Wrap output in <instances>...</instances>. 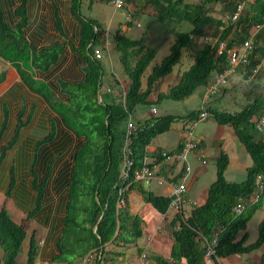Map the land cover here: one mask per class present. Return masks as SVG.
<instances>
[{
    "label": "trees",
    "instance_id": "1",
    "mask_svg": "<svg viewBox=\"0 0 264 264\" xmlns=\"http://www.w3.org/2000/svg\"><path fill=\"white\" fill-rule=\"evenodd\" d=\"M94 1L73 0L72 3V14L80 23V37L78 48L74 49L72 44L70 47L82 56L84 67L81 82L77 84L59 82L61 93L68 97L66 102L56 99L45 83L33 78L35 70L45 72L57 62L62 46L54 45L37 50L28 43L22 32V28L27 24L26 0H19L20 6L16 10V15L20 21L13 29L4 23L0 9V58L9 62L24 84L42 96L51 110L60 117L63 125L77 138L82 139L72 154L68 177L65 169L60 171L58 177L57 189L65 190L66 197L59 203V207L64 206L65 215L57 242L58 257L55 260H58L65 250L69 251L68 244H65L66 240H73L75 243L87 241V248L81 253H76V259H84L94 254V264H107L106 255L109 253L105 248L108 244L128 246L142 235L138 214L131 215L128 211L127 194L130 191L138 192L142 200L161 215L168 209L169 197L155 196L145 190L140 182L133 180L134 172L144 166V158L149 156L146 151L147 145L157 135L167 131L173 122H184V129L189 131L201 109L190 111L181 117L152 116L142 122L137 121L136 132L131 136L129 144L128 159L131 165L127 170L126 179H122V148L127 116L133 114L139 106L157 104L164 99L182 101L197 89L207 88L213 82L215 74H222L228 69L226 50L238 47L252 37L253 51L245 67L246 76L250 75L264 55V28L254 33L255 27L264 22V0L246 3L234 21L231 20V16L237 5L228 3L223 8L224 11L230 10L226 24L221 18L207 12L206 6L214 2L213 0H201L192 6L186 4L185 0H150L157 21H187L192 29L174 34L168 55L151 67L144 88L141 86V78L155 57V50L143 45L141 40H132L121 35L119 31L112 35L113 51L117 54L121 70L128 81L122 103H115L112 100L98 102L97 99L103 69L98 59L94 58V50L96 45L101 44L103 32L95 20L80 14L83 2H87L90 8ZM57 26L59 29V23ZM203 37H209L214 42L196 48V40ZM220 43L225 44V50L218 53ZM186 50L192 51V64L182 72L178 82L170 87L167 93L157 96L155 103L147 101L156 84L171 74ZM1 79L2 77L0 81ZM245 96L247 104L238 112L217 111L213 108L206 110L217 124L233 129L239 142L245 147L251 165L247 168L243 180L227 182L224 178L227 156L221 153L217 157L215 180L208 186L206 201L194 207L187 217L181 213L172 217L168 223L172 239L169 258L152 256L156 264H205L204 241L209 242L213 238L216 239L215 255L220 260L232 255L249 254L264 244V218L258 224V234L254 242L246 244V233L237 239L260 208L264 197L263 188L259 198L251 201L256 193L255 178L264 173V146L257 140L252 124L253 118L264 110V86H253ZM52 135L45 137L44 142H50ZM63 140L60 142V148L64 145ZM13 143L14 139L1 148L0 168L6 151ZM181 150L182 146L179 145L176 152L179 153ZM169 154L172 153L166 152V155ZM47 155V149H44L45 166ZM162 157V153H158V158ZM30 172L33 176L31 189L36 192L37 197L33 201L32 211L27 216L34 218L41 210L47 188L46 180L51 170L47 168L40 183H37L32 169ZM13 180L10 173L9 189L5 191V196L14 197L18 203H26L28 194L25 184L22 183L18 187ZM12 188L15 191L13 194L10 191ZM120 190L123 205L116 207ZM239 199L244 200L245 207L240 214L235 215L232 210ZM26 237L22 225L15 223L5 207H1L0 264H16ZM27 241L25 264H35L40 247L34 231L30 233ZM258 264H264V253Z\"/></svg>",
    "mask_w": 264,
    "mask_h": 264
},
{
    "label": "crops",
    "instance_id": "2",
    "mask_svg": "<svg viewBox=\"0 0 264 264\" xmlns=\"http://www.w3.org/2000/svg\"><path fill=\"white\" fill-rule=\"evenodd\" d=\"M98 2L99 1L95 0L90 8L87 6V2H83L80 7V14L83 17L95 20L102 28L103 33L101 44L96 45L95 48L101 50L102 55L98 61L102 65V69H104L102 63L103 58H106L110 69V76L106 77L107 80L106 78L105 80L103 79L102 72L101 87L104 83L105 90L101 92L100 87L97 99L98 102H110L112 100L115 103H122L128 81L121 70L117 54L114 51L112 53L108 51L109 46H111V48L113 47L112 35L116 31H119L121 35L132 40H141L143 45L155 50L154 61L158 51L161 49L164 51V56L160 57V60L167 55L166 53L169 52L170 46L174 41L175 31L172 32V30H165L163 28H160L159 31L156 28L157 26L155 24L158 23V21L156 18V12L150 4V0H133L132 4L129 3L130 0H128L124 4V9L127 13L126 16L116 15L117 9H114L112 6L113 11L107 18L105 15L100 16L99 13L96 14V16L92 14L94 11L93 7ZM72 3L73 0H26L25 10L27 24L22 28L25 39L37 50L50 48L54 45L62 46L60 56L54 65L45 72H40L38 70L33 72V78L45 83L52 91L55 98L62 102H66L68 97L61 93L59 82L77 84L83 79V58L70 47V44H72L74 49L78 48L80 37V23L72 14ZM109 4H111V2H109ZM85 5L87 12L90 13L88 16L81 13ZM19 6V0H0L3 21L11 29H13L20 21V18L16 15V10ZM138 18H142L143 22L146 23V27L145 29L143 28V31L135 34L131 31L133 30V26L136 28H142V24L138 22ZM58 23L60 30L57 26ZM184 55L185 52H183L179 64H182ZM152 62L141 78L142 88L145 87L146 76L150 73L151 67L157 64L152 65ZM191 64L192 60L189 66ZM183 71L185 70L173 75L172 70L170 75L164 77L156 84L147 101L155 103L159 94L167 93L170 87L177 83V79ZM244 74L245 67L241 66L235 68L229 73L226 78L231 80L230 84L232 83V86L230 85V88L233 86L234 88L225 92L226 97L220 98L219 95H212L206 98V88H199L190 96H194L195 93L199 96L196 98L197 100L199 99L198 106L190 111L204 109L209 117L204 121L198 122L203 124L197 129V131L191 130V141L194 144V147L186 155L189 173L186 178L185 202L181 206V213L184 217H187L194 207L200 206L206 201L208 186L215 180V161L221 153H224L227 156V168L224 172V178L227 182H239L234 181L238 178L243 180L247 168L251 165V159L245 150V147L239 142L233 129L230 126L217 124L209 111L206 110L207 108H213L217 111L234 113L242 108L241 105L244 102L245 104L243 105H246L247 98L245 92L244 95L234 92V89H236L235 84H237L238 81L247 83L246 78L243 77ZM112 75L114 76L113 80L116 81L115 87L110 86L108 82L110 79L112 80ZM0 77H2L0 81V132H2L0 151L2 147L7 146L12 139H14V143L10 149L6 151L4 157V159H6L9 152H17L16 157H14V161L9 168V175L16 162L15 166H19L25 172L28 179L27 183L30 185L31 190L30 192L27 191L28 196L26 198V203H18L14 197H6L5 192L0 190V203L4 204L7 211L8 209H11L15 212L16 219H21L24 214L28 215L29 212L32 211L34 207L33 201H35L37 197L36 192L31 189L33 176L31 175L30 169H32V172L36 176L37 183H40L45 176L47 168H50L51 174L46 180V185H53L55 180L59 177V169L62 167V164L66 162L68 167L71 166L72 159H70L68 153L69 151H73L74 153L76 150V141L80 144L82 139L77 138L74 133L68 130L63 125L60 117L51 110L45 99L29 89V87L21 80L16 69L9 62L1 58ZM120 91L121 94L117 97V94H119ZM100 95L103 96L102 100ZM161 102L164 103L161 110L162 112H159L160 108H158V104L160 105ZM5 105L9 108V111L4 110ZM173 107L174 106L169 100L164 99L157 104L139 106L134 110V113L130 115L134 123H136L137 121L142 122L152 116L172 115L181 117L190 112L179 114L174 112ZM151 108H155V114H152ZM8 123H10V126ZM197 124L194 127L197 128ZM186 131L187 130L184 129V122H173L167 131L153 138L146 147L149 156L146 157L145 164L150 166L154 176L147 182H141V185L145 190L151 192L155 196L169 197L181 182L184 175V163L179 160L177 155L182 150L179 153L176 151L179 145L182 146L183 149ZM51 134H53L51 141L45 143L44 138ZM61 134L64 135L62 137V139H64L63 144L67 142L68 138L71 139V142L63 145L62 148L59 147L60 143H58ZM44 149H47L48 152L45 159L46 166L43 165ZM160 152H171L173 158H158V153ZM58 161H60L58 168L57 170H54V166ZM2 165L3 164H1V166ZM53 191L57 195L55 194V196H53L52 201H57L60 193L55 190ZM46 194L47 193H45L41 203V210L34 216V220H36L37 216L45 209V202L47 199ZM127 203L129 213L131 215L138 214L140 218V229L142 232L141 237L132 245L140 254L144 252L146 258L144 261H141L140 258L137 259L132 257L131 260L124 261L122 253H119V257L115 263L156 264L151 258L152 256L168 259L172 239L170 233L159 230V228L160 225L164 223L165 218L172 219L175 214L173 210H167L163 215L159 214L150 204L145 203L142 200L141 195L136 191H130L127 194ZM263 205L264 197L260 208L254 213L253 217L259 213L261 214L256 221H253L252 223L251 221L253 217L251 218L246 225L245 231L241 232L237 239H239L241 234L246 233V244L255 241L258 234V224L264 218V214H262L264 208ZM144 215H146L145 219L143 218ZM170 220L166 222L169 223ZM13 221L19 224L17 221ZM44 229L46 236V234L50 232V228L46 227ZM35 237L40 247L35 264H40L41 262L49 264L51 259H48L47 262L43 261L41 258L44 237L41 238L39 235ZM25 240H28V235ZM117 247L122 248L124 246L119 244ZM130 249H132V247ZM263 253L264 244L259 249H256L249 254L232 255L226 259L220 260V264H258ZM125 256L127 258L129 257L126 254ZM119 260H123V262H119Z\"/></svg>",
    "mask_w": 264,
    "mask_h": 264
},
{
    "label": "rangeland",
    "instance_id": "3",
    "mask_svg": "<svg viewBox=\"0 0 264 264\" xmlns=\"http://www.w3.org/2000/svg\"><path fill=\"white\" fill-rule=\"evenodd\" d=\"M128 0H124V4L127 2ZM201 0H185V3L188 5H196L200 2ZM214 2L209 3L206 6L207 12L216 17V18H221L224 23L226 24L229 17H230V10L228 11H224L223 8L224 6H226L228 3H232V4H242V10L243 11L245 4L248 3V1L246 0H213ZM129 3H133V0H130ZM226 3V4H225ZM125 5L122 6V8L117 9L116 10V15H124L126 16V11L124 9ZM94 11H93V15L96 16V14L99 13L100 16L105 15L106 18L111 14V12L113 11L112 9V5L109 4V2H98L97 4L94 5L93 7ZM82 14L88 16L90 13L87 12L86 10V5L83 7V10L81 12ZM170 21V22H169ZM138 22L140 24H142V28H136L135 26L132 27L133 30L132 33L134 32L139 33L141 31H143V28L145 29V24L142 20V18H138ZM157 27V29L160 31V28H163L165 30H172L176 32H188L192 29V26L189 22L187 21H177V20H166L164 23H161L158 21V23L155 24ZM174 33V34H175ZM255 33V32H254ZM134 36V35H132ZM214 41L211 38H198L196 40V48L197 47H202L204 44H212ZM108 51H110L111 53L113 52L111 46H109ZM98 52L100 54V56L102 55L101 50L98 49ZM164 51L163 49L158 51V54L156 56V59L152 62V65L154 64H158L160 63V57L164 56ZM169 53V52H168ZM168 53H166L168 55ZM191 54L192 51L191 50H186L185 51V55L183 56L182 59V64H178L174 67L173 69V75H176L178 72L180 73L182 70H186L188 69L189 64L191 63ZM102 63H103V79L105 80L106 77L110 76V69L107 63L106 58L102 59ZM120 75V74H119ZM252 75V76H251ZM147 77V76H146ZM216 75L213 76V81L215 79ZM243 77L246 78L247 83H243L242 81H238L237 84H235V88L234 92H238L242 95H244V92L246 93L250 88H252L253 86H264V61L260 62V68L258 69L257 74H253L251 73L250 75L246 76V74L243 75ZM112 80L110 79L109 85L112 87H115V80L114 76L112 75ZM107 80V78H106ZM179 78L177 79L178 82ZM230 79L226 78V82L224 85H222L221 87L218 88V91L216 92L215 95H219L220 98L222 97H226L225 96V92L230 91L234 88L231 87L232 83L230 84ZM112 82V83H111ZM229 85V88H228ZM101 92L105 90L104 87V83L102 84L101 87ZM121 94V91L119 92V94H117V97ZM101 96V100L103 99V96ZM199 96H197V94L195 93L194 96L189 97L188 99L182 100V101H172L169 100L170 103H172V105L174 106V112H177L179 114L181 113H185V112H189L191 109L196 108L199 104V99L197 100L196 98H198ZM119 99V98H118ZM163 103L161 102V104H158V108H160L159 112H162V108H163ZM245 104V102L243 103ZM241 105V107H244L245 105ZM4 110L5 111H9V108L5 105L4 106ZM239 110V109H237ZM12 121V120H11ZM10 126V123H8ZM203 123H198L197 128L193 127L191 125V129L190 130H194L197 131V129L202 125ZM17 152L14 153H8L6 156V159L3 160L2 162V166L0 168V190L1 191H6L9 188V168L11 166V164L13 163V159L14 157H16ZM61 161V160H60ZM60 161L56 162L55 166H54V170H57L58 168V164L60 163ZM16 162L14 163V168H12V177H13V181L16 182V185L19 187L22 183L25 184L24 187L27 189L28 192H30V185L27 183V176L25 174V172L23 171L22 168H20L19 166H15ZM241 178H238L237 180L234 181H240ZM14 186V185H13ZM46 189V202H45V209L48 207V209H50V215L48 217V219L44 220L42 217V213L40 215L37 216V219L34 220L33 218L28 217L26 214H24V216H22L21 219H16V215L15 212H13L11 209H8V213L11 216V218L15 221H17L19 224H21L25 231L27 232V235L29 236L30 233L32 231L35 232V236L39 235L41 238L44 237V242H43V246L41 249V258L43 261H47L48 259H51L49 262H53L51 264H94V254L92 255H88L86 256L84 259H76V253L78 254L83 252L85 250V248H87L88 243L86 241V243H75L70 240H66L65 244H68L71 246V248L67 245V247L69 248V251L67 252L66 250L64 251V253L61 255V257L58 260H55L57 258V253H58V247H57V242L60 238L61 235V230L63 228V219H64V215H65V210H64V206L59 207L58 205L60 203V201L62 199H64L66 197L65 190L62 191H56V192H60L59 194V198L57 201H52L53 196H55V192L52 191L54 190L53 185L52 184H48ZM11 194H13L14 190L13 188L10 190ZM53 193V194H52ZM48 205V206H47ZM50 205V206H49ZM264 206V205H263ZM4 207V204L0 203V208ZM263 213L264 214V208H263ZM54 213V214H53ZM53 214V215H52ZM261 213H259L258 215L254 216L252 218V221H256V219L258 218V216ZM152 215V214H151ZM158 215V214H157ZM143 218H146V215L143 216ZM159 219V217H158ZM171 218H165L164 223H162L160 225L159 230L162 231H166L167 233H169V226L168 223L166 221H169ZM50 228V232H48L45 236V229L44 228ZM39 232V234H38ZM80 234V233H78ZM56 240V241H55ZM27 243L28 241L25 240L23 245H22V249L20 251V253L17 256V261L16 264H25L26 262V250H27ZM119 246V245H118ZM132 247V249H130ZM72 249V250H71ZM106 251L109 253L108 255H106V260H107V264H116L115 261H117V258L119 257V253L123 255V260L124 261H129L131 260L132 257L135 258H139V252L137 249L134 248V246L128 245V246H124L122 248L117 247V245H113V244H108L106 246ZM126 255H128L129 257L127 258ZM0 255H1V251H0ZM56 256V257H55ZM53 258V259H52ZM123 260H119V262H123ZM48 262V261H47ZM49 263V264H50ZM40 264H45V263H40ZM125 264V263H124Z\"/></svg>",
    "mask_w": 264,
    "mask_h": 264
},
{
    "label": "built area",
    "instance_id": "4",
    "mask_svg": "<svg viewBox=\"0 0 264 264\" xmlns=\"http://www.w3.org/2000/svg\"><path fill=\"white\" fill-rule=\"evenodd\" d=\"M248 2H252L254 0H246ZM111 5L114 9H120L124 5V0H112ZM242 10V4H238L236 6V10L231 16V20L234 21L237 19L239 13ZM264 28V22L260 25H257L255 27V33ZM223 50H225V44L220 43L217 48V52L221 53ZM253 51V45H252V37L248 40L244 41L241 45L238 47H234L232 49L226 50L227 55V62H228V69L224 71L222 74H219L215 77L214 81L206 88L205 90V96L206 98L212 95H215L218 91V88L225 84L226 77L231 73L235 68L237 67H246L249 63V55ZM101 56L98 52V49L94 50V58L99 59ZM264 61V55L261 58V62ZM260 68V64L256 66V68L252 71L253 74H256L258 72V69ZM252 76V75H251ZM152 114H155V108H151ZM209 117L208 113L201 109V112L198 114V117L193 122L192 126L194 127L198 122L204 121ZM253 129L257 134V140L264 146V110L260 115H257L252 120ZM136 132V126L135 123L129 114L127 116L126 122H125V133H124V140H123V148H122V166H121V178L126 179L127 177V170L129 166L131 165V162L128 159L129 154V144L131 142V136ZM192 132L191 130L186 131L185 133V141L183 143V149L182 151L177 155L179 160L184 163V175L181 179L180 184L173 190L172 194L169 196L170 203L168 206V211L173 210L175 214L181 213V206L185 202V193H186V178L189 173V166L186 162V155L187 153L194 147V144L191 141ZM162 156L164 158H173L172 154L166 155V153H162ZM146 157L144 158V166L135 171L133 175V180L135 182H147L150 179L153 178V172L150 168L147 167L145 164ZM254 184L256 186V193L251 198V201H256L259 198V195L262 193V190L264 188V173L258 175L255 178ZM121 196V190L119 191V198L116 203V207H120L123 205V198ZM245 207V202L243 199H239L237 201V204L233 207V214L238 215L242 212V210ZM174 214V215H175ZM182 214V213H181ZM205 242V248L203 253V259L205 264H214L218 263L220 264V259L215 255V247H216V239L213 238L209 242ZM141 261H144L146 258V254L143 252L139 256Z\"/></svg>",
    "mask_w": 264,
    "mask_h": 264
},
{
    "label": "flooded vegetation",
    "instance_id": "5",
    "mask_svg": "<svg viewBox=\"0 0 264 264\" xmlns=\"http://www.w3.org/2000/svg\"><path fill=\"white\" fill-rule=\"evenodd\" d=\"M62 133V132H61ZM63 134V133H62ZM61 134V136L59 137V142L58 143H60L61 141H62V137L64 136V135H62ZM69 142H71V139H67V142L66 143H64V145L65 144H67V143H69ZM79 145V143H77V141H76V146H75V148H77V146ZM59 147H60V144H59ZM75 150V149H74ZM72 154H73V151H69V153H68V156L70 157V159H72ZM68 165H67V163L65 162V163H63L62 164V167L59 169L60 171H62L63 169H65V172H66V174H67V177H68ZM59 185V182H58V178L55 180V182H54V184H53V188H54V190L55 191H59L57 188L59 187L58 186ZM58 207H59V205H58ZM42 217L41 218H43L44 220H46V219H48V217H49V215H50V209H48V207L46 208V209H44V211L42 212Z\"/></svg>",
    "mask_w": 264,
    "mask_h": 264
},
{
    "label": "bare ground",
    "instance_id": "6",
    "mask_svg": "<svg viewBox=\"0 0 264 264\" xmlns=\"http://www.w3.org/2000/svg\"><path fill=\"white\" fill-rule=\"evenodd\" d=\"M63 126V125H62ZM74 137V136H73ZM76 146V145H75ZM65 155V154H64ZM50 157V156H49ZM59 171V170H58ZM69 171V170H68ZM62 184V183H61ZM53 191V190H52ZM60 193V192H59ZM30 194V193H29ZM53 194V193H52ZM65 194V193H64ZM57 195V194H56ZM48 206V205H47ZM50 206V205H49ZM60 209V208H59ZM56 241V240H55Z\"/></svg>",
    "mask_w": 264,
    "mask_h": 264
}]
</instances>
